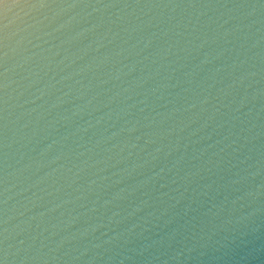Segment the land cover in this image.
Listing matches in <instances>:
<instances>
[{
  "label": "water",
  "instance_id": "water-1",
  "mask_svg": "<svg viewBox=\"0 0 264 264\" xmlns=\"http://www.w3.org/2000/svg\"><path fill=\"white\" fill-rule=\"evenodd\" d=\"M0 264H264V0H0Z\"/></svg>",
  "mask_w": 264,
  "mask_h": 264
}]
</instances>
